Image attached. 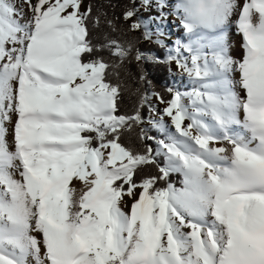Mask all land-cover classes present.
<instances>
[{
	"label": "snow or ice",
	"instance_id": "obj_1",
	"mask_svg": "<svg viewBox=\"0 0 264 264\" xmlns=\"http://www.w3.org/2000/svg\"><path fill=\"white\" fill-rule=\"evenodd\" d=\"M22 3L0 0V264H264V0ZM133 62L191 88L122 110Z\"/></svg>",
	"mask_w": 264,
	"mask_h": 264
},
{
	"label": "trees",
	"instance_id": "obj_2",
	"mask_svg": "<svg viewBox=\"0 0 264 264\" xmlns=\"http://www.w3.org/2000/svg\"><path fill=\"white\" fill-rule=\"evenodd\" d=\"M87 4L91 3L93 5H99L105 2V0H86ZM114 3H118L121 6L126 2V0H113ZM120 8L116 9V13L119 14ZM109 14L111 15V10H109ZM91 38L95 43H103L104 36L109 32V29L106 26V23L101 21V26L98 29H90ZM136 37H142V33L137 32L130 34L127 39H135ZM137 46L144 51L145 53H152L154 55H158L161 58L164 57L166 50L159 48L155 44H151L149 41H145L142 38L139 40ZM141 74H145L147 79L151 81V84H145L140 81L139 77ZM113 82H115V78H113ZM120 82L122 83V87L124 89V104L122 106V110H130L132 105L137 99V96L143 94L145 90L148 93H161L167 98V88L173 87L171 83V75L167 70V65H156L152 63L144 64L142 67L138 66L133 62L132 65L129 66L127 71L123 73L120 77ZM145 119H148L149 113L147 110L144 112ZM138 131V130H137ZM136 132L132 133L131 139L136 138ZM149 134L157 135L156 131L152 128H149ZM172 182L176 184V186H180L179 177L174 175L172 177Z\"/></svg>",
	"mask_w": 264,
	"mask_h": 264
},
{
	"label": "rangeland",
	"instance_id": "obj_3",
	"mask_svg": "<svg viewBox=\"0 0 264 264\" xmlns=\"http://www.w3.org/2000/svg\"><path fill=\"white\" fill-rule=\"evenodd\" d=\"M18 6H21V7H25L26 8V5H23L22 3V0H16ZM85 5H87V1L85 0ZM145 16L148 15V13H144ZM175 20L174 17H169V22L172 23L173 21ZM173 27H176L175 24L173 23ZM167 35H165L164 37H161V39L168 45H173L174 42L180 38V36L182 35L181 33V30L180 29H175V30H168V29H165ZM155 37H153V41H149L151 44H155L157 45L155 42ZM158 46V45H157ZM159 47V46H158ZM160 48V47H159ZM161 49H164V48H161ZM166 50V49H165ZM171 75V83L173 85L174 88H178L180 89L181 91H185V90H190L191 88V85L189 84L188 82V79L187 77H183L182 80L178 81V78L180 77L178 74H177V70L175 69V67L173 66V72L170 74ZM182 82V83H181ZM152 93H149V95L151 96ZM151 103L152 105L159 109V110H162L164 105L162 104H159V102L155 99V97H152L151 98ZM145 127L147 129L151 128V125H148L146 124ZM127 211V209H125Z\"/></svg>",
	"mask_w": 264,
	"mask_h": 264
},
{
	"label": "bare ground",
	"instance_id": "obj_4",
	"mask_svg": "<svg viewBox=\"0 0 264 264\" xmlns=\"http://www.w3.org/2000/svg\"><path fill=\"white\" fill-rule=\"evenodd\" d=\"M172 30H177V27L171 28ZM228 39L231 45V54L234 58L239 59L242 56V50L240 49V37L235 34V29L233 28L228 34ZM182 80L181 77L178 78V81Z\"/></svg>",
	"mask_w": 264,
	"mask_h": 264
}]
</instances>
